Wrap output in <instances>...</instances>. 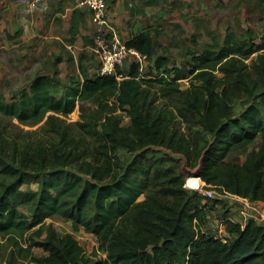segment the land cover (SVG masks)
<instances>
[{"label": "trees", "instance_id": "obj_1", "mask_svg": "<svg viewBox=\"0 0 264 264\" xmlns=\"http://www.w3.org/2000/svg\"><path fill=\"white\" fill-rule=\"evenodd\" d=\"M84 19L83 12L73 11L69 31L72 41ZM152 41L153 30L145 28L126 41V45L149 60L154 55ZM216 49L212 46L201 53L190 52L188 69L170 67L167 57L157 56L155 76L148 79L142 77L137 62H131L126 70L117 66L111 75L89 76L80 58V78L70 80L59 96L56 91L61 81L56 73L35 77L30 91L22 92L17 100L6 102L0 95V114L22 122L48 116L54 125L52 114L81 115L87 101L103 110L110 98L117 108L127 112L132 122L128 128H122L115 118L106 115L102 122L88 126L87 133L101 139L106 149L99 151L98 156H87L90 160L80 162L74 170L67 167L77 164L80 158L71 147L58 149L53 156H42L38 161L21 157L17 168L6 166L4 170L14 174L15 179L0 190V235L9 237L20 252L42 248L48 254L36 258L38 264L263 262L264 225L249 219L242 227L226 220L227 231L233 236L223 241L201 230L216 200L185 189L183 180L180 182L177 176L166 173L158 163L132 164L118 171L111 167L114 165L111 154L118 146L137 150L172 147L165 118L151 115L139 105L141 85L156 83L185 96L188 108L199 115L202 127L211 136L202 148L184 153L193 176L228 193L264 202V58L260 56L254 66L257 81L240 66L242 59L263 47L252 41H239L230 32L224 45ZM215 71H221L228 80L217 78ZM190 77L200 85L192 84L184 92L179 90V81ZM223 84L231 86L230 93L239 88L248 95L245 109L237 116L228 111L231 94L226 95L227 89L217 92ZM56 131L67 141L59 127ZM256 141L260 142L259 147L247 152L242 164L230 160L232 154L246 152ZM32 180L38 182L36 191L29 186ZM24 184L27 187L21 189ZM141 195L144 198L139 200ZM20 208L29 210L32 222ZM54 215L71 221L74 231L83 227L92 233L105 259L86 258L84 248L70 233L60 235L50 226L44 230L43 241L26 238V233L38 224L41 228L35 236L40 237L43 222ZM27 241L24 250L22 242Z\"/></svg>", "mask_w": 264, "mask_h": 264}, {"label": "rangeland", "instance_id": "obj_2", "mask_svg": "<svg viewBox=\"0 0 264 264\" xmlns=\"http://www.w3.org/2000/svg\"><path fill=\"white\" fill-rule=\"evenodd\" d=\"M130 1L136 2L137 7L135 8L134 4L130 6ZM27 2L30 4L28 5ZM27 2L25 9L31 12L26 11V13L31 16L26 18L28 23L24 25L25 29L30 31L31 21H40L43 18L46 21L44 29L48 31L53 26L55 35L50 43H42L39 40L32 42L28 38L27 42L21 41L18 46L17 42L15 45L8 42L7 45L8 40L13 41L24 29L21 27V30L18 29L19 32L13 35L7 29L2 31L0 27V32L5 35L0 36V95L6 102L17 100L24 91L29 92L35 77L52 76L54 73L61 81L56 91L59 96L63 88L69 85L70 80L80 78L78 70L80 58L89 76L99 74L100 60L92 40L96 28L91 23L94 21L92 15L82 10L81 0H27ZM158 2L160 3V0L156 3ZM106 3L108 11L113 9L114 0H106ZM156 3L150 0H126L124 9L130 12L131 16H135L143 7ZM161 3L160 15L152 14V24L147 27L153 30L155 48L152 58L145 60L141 65L142 77L148 79L155 76L154 60L159 55L167 57L170 67L186 66L188 69L191 61L190 52L201 53L205 48L212 46L217 47L218 50L224 45L227 34L232 32L239 41H252L263 47L249 58L242 59L240 64L243 72L250 74L252 79L257 81L254 66L260 56L264 58V0H161ZM74 10L83 11L86 16L77 38L72 41L64 26L71 22ZM35 12H39L42 16H35ZM1 19L0 15V21ZM90 20L92 21L89 22ZM32 25L34 26V23ZM44 29L41 31L43 32ZM130 64L131 61L126 60L120 68L126 70ZM214 74L219 79L225 77L221 71H215ZM227 80L228 77H225V82ZM192 84L199 86L200 82L191 77L180 80L179 90L184 92L192 87ZM223 88L227 89V96L231 94L230 99L227 100L228 111L237 116L245 109L248 95L239 88L230 93L231 86L226 84L220 86L217 92L221 93ZM193 92L190 97L193 96ZM256 97L257 95L254 99ZM139 101V105L149 114H159L165 118L168 123V136L172 137V147H147L137 150L118 146L111 154L114 162L111 167L118 171L126 166L131 167L132 164L158 163L166 173L177 176L180 182L183 180L185 189L194 190L190 185L195 184L194 178L198 177L193 176L190 171L184 153H193L196 149L202 148L205 141L211 139L210 134L202 127L199 115L188 108L185 96L156 83L141 85ZM83 108L81 115L78 112L68 115L52 114L54 125L51 124L48 116L38 121L22 122L0 114V190L15 179V175L5 171L4 168L19 167L21 157L38 161L42 156H53L58 149L65 150L71 147L80 158L77 164L72 163L67 167L74 170L80 162L90 160L87 156L93 154L98 156L99 151L106 149L101 139L87 133L88 126L102 122L103 116L106 115L115 118L122 128H128L132 124L127 112L117 108L112 98L105 103L103 110H98V107L89 101L83 103ZM58 127L59 131L66 135L67 141L61 139L56 131ZM259 144L260 142L256 141L246 152L232 154L230 160L242 164L247 152L256 150ZM29 186L34 191L39 188L35 180H32ZM26 187L27 185L24 184L21 189ZM143 198L144 196L141 195L139 200ZM206 198L216 202H211L213 209L207 213L206 223L201 226V230L214 236L226 234V238H231L233 235L227 231L225 224L226 220H230L226 219L230 211L229 200L221 199L219 195ZM20 211L29 222H32L31 213L27 208H20ZM254 220L264 225L263 218L258 217ZM48 226L60 235L70 233L84 248L86 258L93 261L105 259V254L98 250V241L92 233L86 232L83 227L74 231L71 221L64 220L58 215L45 219L40 237L35 236L37 230L41 228V224H38L26 233V238H33L36 242L43 241L46 236L44 230ZM222 228L226 233H223ZM28 244L29 241L22 242L24 250ZM0 248V264H38L35 259L48 254L39 247L20 252L9 237L2 235H0ZM260 264H264V261Z\"/></svg>", "mask_w": 264, "mask_h": 264}, {"label": "crops", "instance_id": "obj_3", "mask_svg": "<svg viewBox=\"0 0 264 264\" xmlns=\"http://www.w3.org/2000/svg\"><path fill=\"white\" fill-rule=\"evenodd\" d=\"M125 1L126 0H114L113 9L108 11L109 27L107 28V31L110 36L115 35L118 38L120 37L119 39L126 43V41H128L133 35L137 34L138 32L142 31L147 27H150L149 25L152 24V14L158 13L157 15H160L161 12L159 13V9L161 8L162 3L160 0V3L158 2L154 5L145 6L142 8V11H139L138 14H136L135 16H131L130 12L124 9ZM26 2L27 0H0V7H1L0 15L2 17L0 21L2 23L0 27L2 28V31L4 29H7L10 34L12 33L13 35H15V33L17 34L21 30V27H23L24 29L19 36L14 38L13 41L8 40L7 45H9L8 42H10L11 44L13 43V45H15V43L17 42L16 45L18 46L19 42L21 41L27 42L28 38L31 39L30 41L32 42H36L37 40H39L42 43H50V41L54 39V35H55L54 28L53 26H51L50 30L46 31L44 29V25L46 21L43 18L40 21L30 20L32 23H34V26L31 23L30 26L31 30L27 31L25 29L24 25L28 23L26 18L31 16L27 14L30 13L31 11L25 9L27 7V5L25 4ZM135 3H133V1H130L129 5L131 6L134 4L136 8L137 6ZM29 4L30 3H28V5ZM82 10L88 12L91 15V13L87 9L85 10L83 8ZM26 11L28 12L26 13ZM83 13L86 16V13L85 12ZM38 15L42 16V14H39V12H35V16ZM91 21L92 20H90L89 22ZM71 22L68 25L66 24L64 26V29L67 32L69 38H70L69 31H70ZM82 23H80L79 25L78 32L74 40L77 38L79 34V30ZM91 23L93 24L92 26L96 28V23L94 21ZM41 29H44V31L42 32ZM0 36L3 37L5 35L3 32H0ZM65 37L67 36L65 35ZM153 48H155V46H153ZM213 189L216 191L217 195L221 197V199H226V201L229 200L230 202L229 204L230 211L227 213L226 219H230L235 223H239L242 227L247 223L249 219L254 220V218L257 219L258 217L264 219V202L251 201L247 198H243L228 192L223 193V191H221V189L219 188L216 189L215 187H213ZM221 230L225 231L224 228H222Z\"/></svg>", "mask_w": 264, "mask_h": 264}, {"label": "built area", "instance_id": "obj_4", "mask_svg": "<svg viewBox=\"0 0 264 264\" xmlns=\"http://www.w3.org/2000/svg\"><path fill=\"white\" fill-rule=\"evenodd\" d=\"M80 5L91 13L92 18L96 23V34L92 40L100 60L99 74H113L116 67L122 66L126 60L137 62L140 66L142 65L146 60L145 56L135 48L128 47L126 43L120 40L117 36L108 35L106 28L109 27V13L106 0H81ZM194 179L196 180V183L190 185V187L201 195L204 197H213L217 195L213 187L207 185L201 178L198 177ZM219 189H221L223 193H227L223 188L219 187ZM223 233L226 232L223 231ZM225 235L226 234L213 236L226 241L229 238H226Z\"/></svg>", "mask_w": 264, "mask_h": 264}, {"label": "bare ground", "instance_id": "obj_5", "mask_svg": "<svg viewBox=\"0 0 264 264\" xmlns=\"http://www.w3.org/2000/svg\"><path fill=\"white\" fill-rule=\"evenodd\" d=\"M194 180H195V179H194ZM194 180H193V181H194ZM195 183H196V182H195ZM191 184H192V180H191ZM192 185H194V184H192Z\"/></svg>", "mask_w": 264, "mask_h": 264}]
</instances>
